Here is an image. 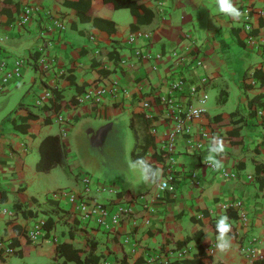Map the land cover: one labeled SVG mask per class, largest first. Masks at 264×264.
<instances>
[{"label":"crops","instance_id":"1","mask_svg":"<svg viewBox=\"0 0 264 264\" xmlns=\"http://www.w3.org/2000/svg\"><path fill=\"white\" fill-rule=\"evenodd\" d=\"M0 1L8 10V13L0 11V59L14 56L27 59L21 77L10 81L0 92L5 97L9 95L0 103V248L4 249L15 238L25 249L22 256L15 258L3 251L5 259H0V264L47 263L60 240L78 247L85 245L79 231H74L71 238L68 226L61 222L51 230L49 237L37 242L25 237L34 216H26L23 211L31 208L38 214L42 207L37 202L51 197L49 190L56 186L57 175L53 171L60 166L48 171L36 169L43 137L57 135L66 151V162L78 168L66 171L60 166L69 177L68 188L76 194L82 192L80 176L87 170L67 153L74 129H83L93 143H99L115 135L119 122L128 121L132 132L131 160H135L134 151L154 167L162 168L164 176L166 154L160 146L167 126L158 118L157 110L150 117L139 102L167 90L166 82L174 64L170 52L186 48L191 39L196 42L202 65L196 69L186 66L185 74L192 83L198 80V75L208 78L203 87L207 98L200 105V116L193 122L194 131L206 128L211 136L223 138L226 145L221 158L223 168L234 172L236 177L225 178L203 163L209 139L203 149L194 152L188 150L180 137L175 159L183 172L173 192L159 190L142 181L133 187L135 179L128 174L125 179L118 174L117 177L112 175V179L90 177L103 185L111 182L109 186L116 185L117 192L125 186L126 196L134 197L140 192L154 196V210L147 215L149 223L144 222L148 218L140 200L127 198L125 203L131 205L133 213L113 230L75 217L88 234L99 240L97 252L102 255L99 264H118L120 259L127 264H157V261L146 263L148 254L166 253L164 258L172 261L176 257L167 252L177 249H184L182 258L194 260L192 264H264L261 263L264 260V76L254 74L257 69L264 73V0H247L253 8L252 31H255H251V39L241 26V18L237 22L219 14L214 0H160L161 4L157 0H144L154 15L150 22L139 24L134 30L130 25L136 23V17L128 8H113L102 0L90 1L91 13H83L88 19H79L72 5L77 0ZM234 3L240 10L241 0ZM26 5L38 10L32 21L20 25L18 18ZM48 15L62 18L66 29L52 34L47 55L53 57L55 63L50 71L42 72L35 62L36 48L43 43L40 30L48 22ZM94 18L113 21L115 29L108 31L102 23H94ZM138 30L149 33V37L130 41L131 34ZM59 68L65 70L64 75L56 74ZM110 81H116L128 93L107 95L101 102L69 104L60 109L66 119V134L61 133L54 113L44 109L50 102L37 104L42 91L51 87L69 101L77 88L83 91L92 82ZM255 95H261L262 104L250 108L248 102ZM12 96L16 97L13 101ZM153 122L157 126L155 133ZM257 165L260 168H256ZM192 171L198 173V185L191 181ZM121 180L128 182L123 184ZM103 196L101 192L90 195L99 201ZM108 198L116 202L124 200L118 193ZM235 199L242 201V211L247 213L246 226L240 223V210L228 207ZM16 201L22 204L20 208H16ZM3 209L11 214L3 213ZM222 213L227 214L232 224V248L227 253L215 250V222ZM206 233L210 234V240L206 239ZM125 237L128 241H124ZM186 238L185 243L179 244ZM242 245L255 247V256L243 254ZM38 257L45 262H38Z\"/></svg>","mask_w":264,"mask_h":264},{"label":"built area","instance_id":"2","mask_svg":"<svg viewBox=\"0 0 264 264\" xmlns=\"http://www.w3.org/2000/svg\"><path fill=\"white\" fill-rule=\"evenodd\" d=\"M157 2L161 4L160 0H157ZM37 10L38 8L35 6H24L20 12L18 23L24 25L32 21V17ZM240 11L243 13L241 16V26L248 33L249 39H251L253 8L247 0H241ZM65 29L66 23L62 18L48 15V22L45 23L40 30L43 43L36 48L37 57L35 62L42 72L50 71L52 65L55 63L54 58L47 55V49L52 44V34H59ZM148 37L149 33L138 30L131 34L130 41ZM170 54L172 59H174V64L173 68L169 71L168 80L166 82L167 90L158 93L151 99H141L139 104L150 117H153V111L157 110L158 118L167 126L160 150L166 154V168L163 177L168 187L164 188L162 191L173 192L176 188V181L183 172L175 159V148L178 138L182 137L184 139L185 146L189 151L196 152L203 149L204 142L211 137V131L204 128L196 133L193 127V122L202 112L200 105L204 104L206 101L207 94L204 92L203 87L208 82L207 76L198 75V80L192 83L184 71L186 66H191L196 69L202 65V58L198 56L199 51L195 40H189L188 46L184 49L179 50L175 48L171 50ZM26 65L27 59L22 56L0 59V92L5 90L10 81L21 77L22 70ZM56 74L59 76L64 75L65 70L59 68ZM199 91L202 92L198 94ZM120 93L127 94L128 91L126 88L121 87L116 81H110L109 83L92 82L77 96L76 104L84 102H101L107 95L115 96ZM51 98V90L46 89L38 96L37 104L50 102ZM194 110L199 111L198 117L191 115ZM54 118L61 126V133L66 134V119L62 116L60 111L54 113ZM155 123L156 122H153L152 124V131L154 133L157 132ZM209 167L212 168L211 166ZM216 171L225 178L236 177L234 172L227 171L224 168ZM190 178L195 185L199 184L198 173L195 171L190 172ZM80 183L82 184L81 193L76 194L71 190H57L53 193L52 197L59 201L61 196H65L70 204L69 210L80 221L96 224L106 230H113L119 223L128 219L133 213V208L129 203H125V201L116 202L114 200H108L103 202L90 197L92 192L104 193V191L116 193L117 195V189L115 187L96 183V181L92 180V178L87 175L80 176ZM135 199L140 200L141 208L146 212L145 218H148L144 220V222L146 224L149 223V217H147V215L151 214L154 210L155 197L150 196L146 192H140L134 196V200ZM228 207L240 210L239 220L241 225L246 226L248 224L249 219L247 213L242 211L241 200L235 199L230 201ZM2 212L8 215L11 214V212L5 209H3ZM45 233V219L43 216L35 220L33 224H30L25 231V237L31 242H36L44 238ZM124 241H128V237H125ZM3 251L6 255H10L12 253V248L6 244ZM241 251L243 254L250 257L256 254L255 247L249 245H242ZM167 253H169V255L172 254L176 258H182L185 250L177 249L173 253ZM148 255L146 263L153 261H157V264L168 263V259L164 258V256H167L166 253Z\"/></svg>","mask_w":264,"mask_h":264},{"label":"trees","instance_id":"3","mask_svg":"<svg viewBox=\"0 0 264 264\" xmlns=\"http://www.w3.org/2000/svg\"><path fill=\"white\" fill-rule=\"evenodd\" d=\"M91 0H77L76 2L72 3V5L76 8L78 13L79 19H88V17H84L83 13H90L91 10L90 6ZM104 3L110 4L113 8H121L126 7L130 10V12L136 17V23H132L130 25L131 29H136L139 24L148 23L151 21L153 17V12L148 7L145 6L144 0H102ZM9 0L3 1V3H8ZM5 6V5H4ZM1 5L0 1V11H4L8 13V10ZM94 23H102L104 27L108 31H113L114 24L113 21L102 19V18H94ZM255 29L252 31L254 32ZM102 51V50H101ZM103 52V51H102ZM108 54V56L115 57L114 54L109 53L108 51H104ZM109 71H103L102 73H108ZM254 74L256 76H264V73L257 69L255 70ZM52 92V98L50 99V104L44 109L51 110V112L56 113L60 111V109L67 107L69 104H76L77 103V96L81 93V88H77V93L70 97L69 101H66L62 98L61 92L54 87L50 88ZM261 95H255L251 98L248 102L249 107L260 105L262 104ZM20 103L18 104V106ZM49 117V114H47ZM48 119V118H47ZM229 121V120H228ZM223 122H226L223 121ZM23 131L25 130L24 127L21 128ZM40 151V158L36 163V169L38 171H48L52 167L56 165L62 166L66 171L71 170V166L66 162V151L62 146V143L57 135H48L43 138L41 144L39 146ZM132 157L134 159L142 157L141 155L135 154L132 151ZM256 168H260L258 165ZM260 170V169H257ZM125 191H119L118 194L122 196ZM126 198L128 200H134L132 195H127ZM38 206L42 207L39 211L44 214L45 219V230L46 233L44 238L49 237L50 232L52 229L55 228L56 224L61 222L68 226V236L74 237V231H79V235H82L85 239V245L83 247H78L77 245L66 241L60 240L56 242L54 247V255L51 261L44 263V264H99L102 258V255L97 252V246L99 240L94 236L88 234L86 229H84L80 222L77 220L75 215L67 208H64L60 205L59 201L52 198L47 197L43 202H37ZM21 203L19 201L15 202L16 208L21 207ZM24 215L28 216H35L37 210H33L31 208H27L23 211ZM187 241V238L184 241L180 242L179 244H183ZM37 242V241H36ZM8 245L12 248V253L10 255L13 256H22V251L25 247L19 246L18 241L15 238H12ZM201 250V249H200ZM3 248H0V259L4 260L5 257L2 256ZM200 253H202L200 251ZM194 260H188L183 258H175L172 261H168V264H192ZM261 263H264L262 260ZM23 264H37V263H23ZM109 264H116L115 262H111ZM118 264H127L124 259H120Z\"/></svg>","mask_w":264,"mask_h":264},{"label":"rangeland","instance_id":"4","mask_svg":"<svg viewBox=\"0 0 264 264\" xmlns=\"http://www.w3.org/2000/svg\"><path fill=\"white\" fill-rule=\"evenodd\" d=\"M91 11L92 8L89 12L91 13ZM7 97H9V95H6L5 97V94L0 93V103H3ZM11 98L12 101L16 99V97L14 98L13 96ZM8 102L10 103V101ZM95 126H97V123ZM114 134L115 135L112 134L113 136H110L109 140L107 139L106 141L102 140V142L93 143L91 136L86 134L83 129H74L70 133L71 146L70 148L69 145L67 146V148H69V150L67 149V153L72 160H78L81 163V166L87 170L86 174L81 175H87L89 177H97L101 179H112L113 176L117 177L119 175L120 177L125 179L126 175L128 174L131 179H135L136 184L134 186H139L141 184V181L139 179L138 173L133 172L128 168V162L129 160H131L130 137H132V132L128 125V121L124 120L123 122H119L116 126V131ZM43 138L41 139V141L43 140ZM39 158L40 154L38 155L37 161L39 160ZM71 167L72 169L78 170V168H74L72 165ZM53 172H57V175L55 176L56 178L54 180L56 186L49 190V195L51 197H53V193L57 190H70V188H68L70 184H68L69 177L66 175L67 173L64 172L60 166H58ZM121 182L124 184L128 181L124 182L121 180ZM109 183L111 182H108V185H112ZM113 186H115V188L119 190L116 185ZM123 187V189L126 188L125 186ZM123 189L121 191H123ZM101 194L105 196L101 198V201L103 202H106V200L108 201V197L110 195L116 197V193H108L107 191H104V193ZM126 194L127 190L122 195L124 199L123 201H125ZM59 203L62 207L70 209V204L65 196H61L59 198ZM43 216L44 214L39 211L38 214H36L31 219L32 224L35 220L42 218ZM11 257L15 258L13 255H11ZM36 260L40 263L45 262L40 257H38Z\"/></svg>","mask_w":264,"mask_h":264},{"label":"clouds","instance_id":"5","mask_svg":"<svg viewBox=\"0 0 264 264\" xmlns=\"http://www.w3.org/2000/svg\"><path fill=\"white\" fill-rule=\"evenodd\" d=\"M215 9L233 21H239L243 13L235 5L234 0H214ZM191 115L199 116V111L194 110ZM226 151V145L222 137L213 135L209 137L207 155L203 158V163L211 166L214 170H220L224 167L222 157ZM128 168L133 172H137L140 181L155 186L157 189L163 190L168 187L163 177V169L154 167L148 159L140 157L135 160H129ZM135 187V186H134ZM232 224L226 213L218 216L215 222V250L219 253H227L232 248L233 237ZM211 236L206 233V239L210 240Z\"/></svg>","mask_w":264,"mask_h":264}]
</instances>
